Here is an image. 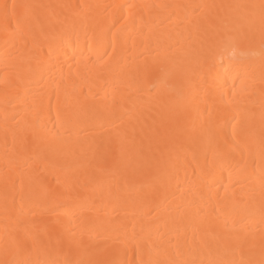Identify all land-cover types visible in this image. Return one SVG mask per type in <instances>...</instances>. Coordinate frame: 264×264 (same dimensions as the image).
Here are the masks:
<instances>
[{
	"label": "bare ground",
	"instance_id": "6f19581e",
	"mask_svg": "<svg viewBox=\"0 0 264 264\" xmlns=\"http://www.w3.org/2000/svg\"><path fill=\"white\" fill-rule=\"evenodd\" d=\"M0 264H264V0H0Z\"/></svg>",
	"mask_w": 264,
	"mask_h": 264
}]
</instances>
